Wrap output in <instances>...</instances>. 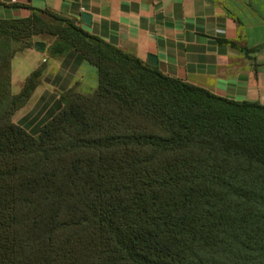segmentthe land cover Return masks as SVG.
Here are the masks:
<instances>
[{"label": "trees", "instance_id": "16d2710c", "mask_svg": "<svg viewBox=\"0 0 264 264\" xmlns=\"http://www.w3.org/2000/svg\"><path fill=\"white\" fill-rule=\"evenodd\" d=\"M53 39L98 88L61 96L33 136L13 122L14 57ZM0 264H264V106L163 75L49 11L0 21Z\"/></svg>", "mask_w": 264, "mask_h": 264}, {"label": "crops", "instance_id": "0c3cea01", "mask_svg": "<svg viewBox=\"0 0 264 264\" xmlns=\"http://www.w3.org/2000/svg\"><path fill=\"white\" fill-rule=\"evenodd\" d=\"M34 11L74 20L149 65L153 56L167 77L228 101L264 106V0H0V21L28 19ZM83 14L91 16L89 25ZM53 42L36 38L34 47L18 53L11 64L13 95L45 66L29 102L13 117L33 136L61 112L64 93L74 89L89 95L99 85L96 67L76 51L52 56Z\"/></svg>", "mask_w": 264, "mask_h": 264}, {"label": "water", "instance_id": "95a60500", "mask_svg": "<svg viewBox=\"0 0 264 264\" xmlns=\"http://www.w3.org/2000/svg\"><path fill=\"white\" fill-rule=\"evenodd\" d=\"M83 22L85 24H90L91 23V16L87 15V14H83L82 16ZM37 46L41 49L44 50V46L43 44H37ZM149 63L152 67H157V59L153 56H149L148 57Z\"/></svg>", "mask_w": 264, "mask_h": 264}, {"label": "rangeland", "instance_id": "374dc122", "mask_svg": "<svg viewBox=\"0 0 264 264\" xmlns=\"http://www.w3.org/2000/svg\"><path fill=\"white\" fill-rule=\"evenodd\" d=\"M18 89H19V86L15 85V86L13 87V92H14V93L18 92V91H19Z\"/></svg>", "mask_w": 264, "mask_h": 264}]
</instances>
